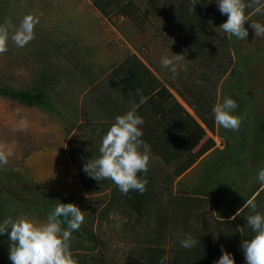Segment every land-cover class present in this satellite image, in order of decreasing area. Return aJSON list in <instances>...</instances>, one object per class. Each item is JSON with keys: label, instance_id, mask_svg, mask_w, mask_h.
Here are the masks:
<instances>
[{"label": "rangeland", "instance_id": "1", "mask_svg": "<svg viewBox=\"0 0 264 264\" xmlns=\"http://www.w3.org/2000/svg\"><path fill=\"white\" fill-rule=\"evenodd\" d=\"M130 1L140 10L139 26L113 13L110 21L97 14L168 90V97L156 108L144 105L135 111L144 120L140 151L150 156L148 171L138 173L141 179L149 178L147 201L144 193L117 192L114 203L100 211L109 200L110 189H104L110 181L98 182L83 171V166L99 156L106 131L85 126L87 129L65 140L72 126L61 124V109L27 107L0 95V150H12L7 165L0 166V223L24 216L40 224L50 212L43 206L73 203L85 217L71 239V254L78 264H126L130 256L147 255V245L179 248L186 234L205 238L217 254L216 261L223 249L245 264L241 243L254 235L245 217L253 213L245 208L235 219L231 217L249 199H254L256 212L264 215V186L257 179L258 171L264 168V143L258 130V122L264 117V37H254L250 27L254 22L264 24V14L254 10L248 15L246 40L226 34L232 62L228 72L221 74L225 52L217 55L219 68L205 70L199 59L186 52L185 45L176 42L182 32L199 31L203 25L223 35L216 0L190 4L187 0ZM182 3L192 10L189 16L197 19L196 25L189 27L194 24L189 16L176 19ZM73 5L92 6L89 0H0V24L11 21L18 26L25 15L39 16L35 39L23 48L9 39L8 51L0 55V87L37 91L44 86L49 102L58 104L52 98L54 89L46 86V78L50 85L57 84L61 73H68L75 64L87 72L96 68V75L100 74L92 57L98 55L96 62L101 63L103 54H110L96 48L104 42L103 34L96 30L97 34L85 41L76 36L70 20ZM105 42L115 48L113 39ZM175 54L185 59L173 76L161 67L160 60ZM71 79L81 82L80 90L86 89L81 76ZM174 89L191 100L194 94H202V109L212 103L214 107L226 97L235 100L239 107L231 114L242 117L239 130H226L214 121V131L209 132ZM196 138L198 144L186 152L185 147ZM173 196L201 198L203 202L189 208L186 217ZM231 222L239 228L238 248L229 236L234 228ZM158 234L160 239L156 238ZM9 243L7 234H0V264H11Z\"/></svg>", "mask_w": 264, "mask_h": 264}, {"label": "clouds", "instance_id": "2", "mask_svg": "<svg viewBox=\"0 0 264 264\" xmlns=\"http://www.w3.org/2000/svg\"><path fill=\"white\" fill-rule=\"evenodd\" d=\"M217 7L222 15H227V20L219 27L230 37L246 40L248 30L245 22L248 16L245 10L255 7V12L264 14V0H216ZM39 23V16L25 15L18 26H13L11 21L0 24V55L8 51V41L23 48L35 39V26ZM254 30V37H264V24L250 23ZM11 29V35H10ZM185 57L175 54L173 57L163 56L160 65L168 69L173 76L179 68L180 61ZM141 96L140 103H145L146 98L137 89ZM239 107L231 98H224L222 103L216 104L212 112L215 123L226 130L238 131L242 117L231 113ZM142 117L134 110L122 115H117L106 134L102 137L99 147V156L83 166V171L91 178L97 180H111L121 194L128 195L135 191L143 194L146 191L147 179H141L138 173H146L150 164L147 152H141L143 144ZM12 150H0V166L7 165ZM257 179L264 186V168L257 173ZM254 199H249L240 208L235 219L245 208H250L253 214L245 217L247 225L254 235L241 243L245 264H264V215L256 212ZM63 218V220L61 219ZM84 214L73 203H59L49 212L45 222L36 224L28 217H11L0 223V234H7L9 239V260L11 264H78L71 254L72 233L78 231L84 223ZM62 225H66L62 226ZM10 229V231H9ZM197 240L186 234L180 241L181 247L190 249ZM215 264H234L232 255L222 249V255Z\"/></svg>", "mask_w": 264, "mask_h": 264}, {"label": "trees", "instance_id": "3", "mask_svg": "<svg viewBox=\"0 0 264 264\" xmlns=\"http://www.w3.org/2000/svg\"><path fill=\"white\" fill-rule=\"evenodd\" d=\"M94 9L98 11V13L107 21L109 20L110 14H115L121 17H126L130 21H132L136 26L141 24L140 20V10L138 7L130 0H89ZM190 3L200 1L204 3V0H187ZM252 9L248 12L245 10L246 15L248 16L252 11L255 10V7H251ZM178 13L176 19L181 21L182 16L184 17L189 16L192 10L190 7H187L184 3L177 8ZM221 20L219 19L220 23L222 24L227 20V15H222ZM193 18V17H192ZM192 18L189 16L190 23H196V18ZM189 25L192 27L196 24ZM177 29V27H176ZM198 33V36L195 34ZM223 35L220 36L218 33L208 30L206 26H201L199 31H184L182 32V36L180 35L177 37V43L180 45L186 46V52L191 55L194 60L199 59L202 64H204V68L210 69L212 67H218L217 55L221 51L225 52L223 56L224 65L221 67V74L228 72L232 57L231 52L229 50V42L227 40L226 33L223 32ZM139 71V72H138ZM124 74L125 78L120 79L122 84H124L128 89L134 90L140 87L146 89L143 92V97L146 98V103L150 107H154L159 103L166 100L168 97V90L165 87H161L159 81L152 75V73L135 57L130 56L124 63H122L118 68L113 71V74ZM143 75V76H142ZM175 93L182 99V101L189 107V109L194 113L197 119L204 125V127L209 131H214V116H213V103L207 104V109H202L201 107L205 105L204 96L202 94H194V100L188 99L183 92L180 90L174 89ZM0 95L6 97L10 100H14L20 102L21 104L26 105L27 107H38L42 109H47L48 104L45 100V96L40 92L35 91H17L8 89L5 87H0ZM141 96L139 95L135 98L134 103H139ZM109 104V103H108ZM107 104V106H108ZM102 107V106H101ZM105 128L104 126L100 127V130ZM110 126L107 127V130ZM258 130L261 136V141L264 143V117L260 119L258 122ZM199 142V138L193 140L190 144L185 147L186 152H190ZM72 157V156H71ZM71 164L73 169L77 172V164L76 161L71 158ZM145 179L149 180L147 176ZM110 181L109 186H106L104 190L110 189L109 200L105 203L101 210H107L117 198V192L121 195V192L116 187V185ZM84 185V182L82 181ZM147 185H149L147 183ZM146 185V191L144 192V202L147 201V193H148V186ZM85 188V186H84ZM103 189V188H102ZM173 200L178 201L179 204L182 206V212L187 217L189 213V208L198 206L203 201L201 198H191L185 196H173ZM47 208L50 212L54 209V207L43 206ZM126 207V206H125ZM128 208L126 207V210ZM194 209V208H193ZM127 211H130L129 209ZM191 211L190 213H192ZM102 212H99V214ZM98 214V215H99ZM63 220V218H61ZM157 227L160 229V219H158ZM164 223V221H163ZM233 225V231L229 234L232 238L235 247L240 246L241 238L239 228L231 222ZM65 226L66 225H62ZM202 225L200 226V228ZM198 236V235H197ZM159 238V234L156 236ZM197 243L194 247L190 249H185L183 247H173L165 249L161 245L159 246H149L147 245L145 249H147V255H140L137 258L135 256H130L128 259L129 261L126 264H214L213 262L217 259L216 252L209 246L208 241L205 238H197ZM155 242V241H154ZM152 245V244H151ZM170 253V256L168 255ZM234 264H242V259L239 257L234 256ZM93 264H99L98 261L93 262ZM91 263V264H92Z\"/></svg>", "mask_w": 264, "mask_h": 264}, {"label": "crops", "instance_id": "4", "mask_svg": "<svg viewBox=\"0 0 264 264\" xmlns=\"http://www.w3.org/2000/svg\"><path fill=\"white\" fill-rule=\"evenodd\" d=\"M72 8L73 10L70 12L73 15H71L70 20L74 23L77 31L76 36H82L85 41L88 40V37L95 36L97 34L96 30H100V33L103 34L102 38H104V42L96 48L103 53L110 54H103L101 63L96 62L98 55L92 57V60L96 64L95 67L99 68V75L95 73L96 68L95 71L91 69V72H87V70L82 69V65L75 64L74 66L72 65L73 67L68 68L70 70L68 73H61V80H57V84L52 82L50 85V81L46 78V86L50 90L54 89L55 94H53L52 98L55 99V102H59L58 104H51L49 102L44 91V86H42L43 88L36 89L37 91L35 92H40L45 96L48 104V108L45 110L61 109L62 111L59 113L61 124L64 126H72L71 133L65 140L77 135L78 132L84 130V128L87 129V127L93 129L94 126H99V128L104 126L105 128L103 130L107 132V127L111 126L117 115L125 114L130 110L136 111L144 105L145 107L154 109L160 104L150 107L146 102L134 103L135 98L139 96L136 90L139 89L143 95L146 89L143 87L134 90L128 89L120 80L125 78L124 74H113V71L130 56H135L145 67L146 65L134 54V51L130 47H126L123 38L111 26L106 22H100V16H98V12L93 6L73 5ZM81 25H83L82 28L80 27ZM105 39H113V42L116 44L115 48L113 49L111 45L109 46L105 42ZM68 57L69 55L66 56L67 59L65 60H68ZM54 74L52 73L51 75ZM152 75L156 78L153 73ZM72 76H81L82 80L86 82V89L83 91L80 90L81 82L71 79ZM57 78H59L58 75ZM91 115L92 117L90 118Z\"/></svg>", "mask_w": 264, "mask_h": 264}]
</instances>
